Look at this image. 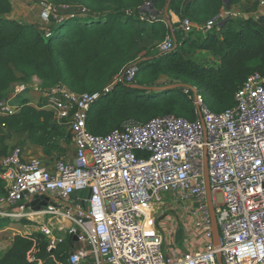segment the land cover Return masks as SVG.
Here are the masks:
<instances>
[{
    "label": "built area",
    "instance_id": "2783aa9c",
    "mask_svg": "<svg viewBox=\"0 0 264 264\" xmlns=\"http://www.w3.org/2000/svg\"><path fill=\"white\" fill-rule=\"evenodd\" d=\"M44 5L46 23L60 17L53 5ZM144 8L142 17L154 20L150 0ZM214 24L179 20L184 32ZM175 46L170 35L160 44L163 50ZM137 69L130 66L115 82L132 81ZM115 82L94 93L74 92L62 83L40 87L44 107L72 132L75 153L72 159L47 162L27 157L22 146L12 147L1 161L7 193L0 195V217L34 221L51 238L50 249L61 241L54 236L55 223L70 222V235L77 234L83 247L70 250L59 264H81L89 255L97 264H219V253L224 264H264V75H249L235 94V105L221 112L212 111L198 94L192 120L172 114L130 118L107 134H95L87 127L88 111ZM17 110L0 105L2 112ZM205 162L219 246L213 240ZM164 193L180 198L194 224L193 251L178 257L165 251L162 233L150 230L154 204ZM36 197L47 205L28 207Z\"/></svg>",
    "mask_w": 264,
    "mask_h": 264
},
{
    "label": "trees",
    "instance_id": "16d2710c",
    "mask_svg": "<svg viewBox=\"0 0 264 264\" xmlns=\"http://www.w3.org/2000/svg\"><path fill=\"white\" fill-rule=\"evenodd\" d=\"M35 1L53 5L64 16L50 28L49 36L37 24L9 17L12 1L0 0V100L8 97L14 83L34 76L43 90L62 83L78 93L103 91L136 65L132 81H116L88 111L87 127L95 134H107L130 118L147 121L172 114L192 120L196 94L212 111L221 112L235 105V94L249 75H264V9L257 15L241 12L217 19L248 0H150L154 20L142 17L147 0ZM171 11L201 27L217 21L207 30L195 27L184 32L179 22L172 21ZM169 35L176 46L163 50L160 44ZM200 51H210L219 59L202 58ZM164 78L169 79L166 85L180 86L152 89L162 86ZM45 103L44 98L41 105H34L24 97L18 100L16 112L0 111V157L9 150L6 130L26 135L45 158L68 151L64 143H73V134ZM6 193L0 176V195ZM14 221L28 222L26 217ZM65 235L50 249L51 238L41 230L16 233L0 264H59L73 246L70 234Z\"/></svg>",
    "mask_w": 264,
    "mask_h": 264
},
{
    "label": "crops",
    "instance_id": "0c3cea01",
    "mask_svg": "<svg viewBox=\"0 0 264 264\" xmlns=\"http://www.w3.org/2000/svg\"><path fill=\"white\" fill-rule=\"evenodd\" d=\"M13 4V9L11 11V16L13 18H16L20 21H28L27 19L30 18H36L34 17L33 13H30L31 7L29 6V0H11ZM29 1V2H28ZM172 16V21L173 22H179L180 16L174 13L173 11L170 12ZM9 14V15H10ZM30 20V19H29ZM31 22H36V21H31ZM39 22V21H38ZM37 24V23H36ZM39 25L42 29H45L44 24H37ZM36 77V76H35ZM18 83H24V82H16L12 85L11 90L14 89L16 85H19ZM22 87L21 89H17L15 92H13L12 97H6L3 100H0V105H12L15 107H18V100L21 98L23 99L24 97L30 98L31 92H37L40 89L38 87L31 86L30 84H21ZM25 85V86H23ZM20 86V85H19ZM25 90V91H24ZM43 93V91H42ZM44 95V94H43ZM45 98V97H44ZM24 138V139H23ZM21 140L24 143V146L27 147V145L38 148L31 144L28 140H25V137H23ZM9 150L12 148L10 145ZM14 147V146H13ZM75 153V152H74ZM25 155L27 157L29 156H44V154H38V155H33V154H27L25 151ZM74 156V154H73ZM3 157V156H2ZM166 202L162 200L161 202H156L154 204V210L153 216L155 218L153 224L150 226V230H155L157 232H160L164 236V249L165 251L171 255L178 257L180 255H183L188 252L193 251V243L195 240V237L193 236V229H194V224L192 223L190 219V215L186 207H184V203H182L180 200H173L171 204H169L168 207H166ZM173 209L175 211V216L169 215L168 210ZM2 219V218H1ZM14 221L16 218H9ZM19 219V218H18ZM21 219V218H20ZM27 223H21L23 225V228L25 231L31 232L32 230H39L40 226L35 223L34 221L28 219ZM43 222H47L46 220H42ZM16 224H20L18 221H14ZM54 222V221H53ZM25 225H28L24 227ZM71 225L70 222L64 221L60 224L55 223V228H54V236L56 233H59L60 237L62 236L61 234H66L69 233L68 227ZM59 226H63V229H60ZM15 227V226H14ZM13 225L9 224L2 229H0V240H2V232H7L11 230H16L17 228H14ZM21 233V232H20ZM16 234L15 232L13 235ZM70 234V233H69ZM12 236H9L11 239ZM71 236V235H70ZM12 239L10 240L9 244L11 245ZM1 244V243H0ZM74 244L76 245L77 248H82L83 244L81 242L75 241ZM4 254V253H3ZM81 264H97L96 259L92 256L89 255L87 258H85Z\"/></svg>",
    "mask_w": 264,
    "mask_h": 264
},
{
    "label": "rangeland",
    "instance_id": "374dc122",
    "mask_svg": "<svg viewBox=\"0 0 264 264\" xmlns=\"http://www.w3.org/2000/svg\"><path fill=\"white\" fill-rule=\"evenodd\" d=\"M30 1V2H29ZM29 6L31 7V9L29 10L30 13H33L34 14V17L36 18H30L27 19L28 21H21V22H25V23H34V24H44L45 25V28L48 29V28H51L49 26L48 23L45 22V20L43 19L42 17V10H43V7L45 6L43 2L41 1H35V0H29ZM255 1H258V8L256 11H251L252 10V7H253V4ZM264 9V0H248V1H243L241 2L240 4L232 7L231 9L229 10H225L223 13H222V16H226L228 15L229 13L230 14H239V13H245V14H253V15H257L258 13H260L262 10ZM10 14V13H9ZM9 17L13 18L10 15H8ZM64 18V16H60L58 18H55V19H51L52 21H55L56 23L60 22L62 19ZM13 19H16V18H13ZM18 20V19H16ZM36 21V22H31V21ZM20 21V20H18ZM39 21V22H38ZM186 35V34H185ZM199 55L202 56V58H214L216 60H218V56H216L215 54H213L212 52L210 51H200L199 52ZM30 84L31 86L34 87H38L40 89L41 87V80L38 78V77H32L30 80H28L27 82H24V83H18L19 85H16L14 87L13 90L10 91L8 97H12L13 96V92H15L17 89H21L20 87H22L21 84ZM162 83L164 85H166L167 83H169V79L168 78H164L162 79ZM25 86V85H23ZM25 91V90H24ZM31 96L29 98V103H32L34 105H41L44 101V95L42 93V90H39L37 92H31L30 91ZM5 137H6V143L8 145H10L11 147L13 146H16V145H19V146H22L26 153L27 154H33V155H38V154H43L42 152V149L41 148H34V147H31L29 145H27V147L24 146V143H22L23 141L21 140L23 137H25V140H26V135H23V134H17L13 131H10V130H6L5 131ZM24 139V138H23ZM65 147L68 149V151L64 154V155H61L60 157L58 158H63V159H72L73 158V154L75 152V145H74V141L73 143H69V145L65 144ZM42 158L45 157V156H41ZM54 159H57V157H54V158H49V157H46L44 158V160H46L47 162H50V161H53ZM1 161H2V157H0V164H1ZM216 197L218 199L219 202H221L223 200V196L221 193H218L216 194ZM180 198L175 194L172 195L170 193H164L163 194V198L162 200H164L166 202V207L169 206V204H171L173 202V200H179ZM168 214L169 215H173L175 216V211H173V209L171 210H168ZM47 219V216H44V220ZM13 225L14 228H17L16 230H11V231H7V232H2L1 235H2V240H0V257L3 255V253H5L9 247H10V239L9 236H12L13 233H24L25 230L23 228V225L20 223V224H16L14 221L10 220V219H7V218H2L0 219V229H2L3 227L7 226V225ZM28 225H25L24 227H26ZM62 236L64 237H67L65 234H61ZM60 234L59 233H56L55 234V237H59Z\"/></svg>",
    "mask_w": 264,
    "mask_h": 264
},
{
    "label": "water",
    "instance_id": "95a60500",
    "mask_svg": "<svg viewBox=\"0 0 264 264\" xmlns=\"http://www.w3.org/2000/svg\"><path fill=\"white\" fill-rule=\"evenodd\" d=\"M166 11L168 12V7L166 8ZM222 18L223 16L220 15L218 16L217 19L221 20ZM217 19H215L214 21L216 22ZM48 24L50 27H54L57 23L55 21H50ZM179 86H180L179 84H171V85H164V86H154L152 87V89L165 90V89H170V88H177ZM197 101H198V94H196V97H195V102L197 103ZM205 181H206V188H207V199H208V204H209V209H210V214H211V221H212L213 240L216 246H219L221 243L220 227H219V223H218V219H217V215L215 211V206L213 202V195H212V190H211V184L209 181L208 167H207L206 162H205ZM42 205L43 206L47 205V200L46 199L41 200V197H36L35 199H33L31 202L27 204L28 207L31 206L37 210H39ZM71 239L73 241V246H72L71 251H73L77 249L76 245L74 244V242L78 240L77 234H72ZM218 261H219V264H224L220 253L218 254Z\"/></svg>",
    "mask_w": 264,
    "mask_h": 264
}]
</instances>
